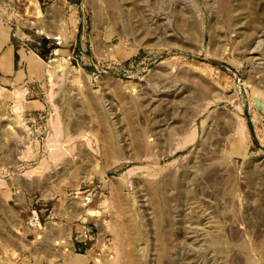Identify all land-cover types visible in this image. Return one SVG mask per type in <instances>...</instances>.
Returning a JSON list of instances; mask_svg holds the SVG:
<instances>
[{
    "label": "rangeland",
    "instance_id": "374dc122",
    "mask_svg": "<svg viewBox=\"0 0 264 264\" xmlns=\"http://www.w3.org/2000/svg\"><path fill=\"white\" fill-rule=\"evenodd\" d=\"M38 1L46 72L0 82V264H264V0Z\"/></svg>",
    "mask_w": 264,
    "mask_h": 264
},
{
    "label": "crops",
    "instance_id": "0c3cea01",
    "mask_svg": "<svg viewBox=\"0 0 264 264\" xmlns=\"http://www.w3.org/2000/svg\"><path fill=\"white\" fill-rule=\"evenodd\" d=\"M47 5L53 6L55 3L51 2ZM16 7L18 14L8 15L5 22L0 25V82L17 86L20 88L18 91L21 92L24 89L27 93L32 91L31 80H33L34 76H43L46 70L44 69L45 66H43L45 62L35 52L30 50L27 44L20 42V34H23L20 17L21 13H24V15L38 18L36 22H40L42 11L39 8L38 0H22ZM13 36L18 38L19 41L13 42ZM35 79L39 80V78ZM25 106L28 108L36 106L35 109H37L42 106V103L36 98L25 101ZM32 109L35 110L34 108ZM73 258L76 261L83 260L80 255H76Z\"/></svg>",
    "mask_w": 264,
    "mask_h": 264
}]
</instances>
